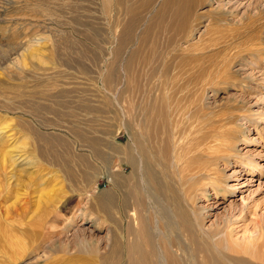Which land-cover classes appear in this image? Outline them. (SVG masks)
Here are the masks:
<instances>
[{"label": "rangeland", "instance_id": "obj_1", "mask_svg": "<svg viewBox=\"0 0 264 264\" xmlns=\"http://www.w3.org/2000/svg\"><path fill=\"white\" fill-rule=\"evenodd\" d=\"M139 2L0 0V128L9 149L34 158V167L16 165L9 186L0 173V198L23 206L7 223L37 234L46 222L55 243L49 250L44 232L25 239L39 240V248L11 252L8 236L16 233L4 228L0 264H100L91 258L107 255L125 235L113 231L118 218L106 221L92 205L109 188L101 175L106 164L111 175L128 174L117 154L126 140L113 51ZM199 6L192 35L180 45L189 50L180 72L185 118L193 123L189 141L199 150L187 157L193 164L183 190L223 264H264V0ZM112 65L117 75L110 78ZM17 193L28 195L14 200ZM199 254L195 261L204 260Z\"/></svg>", "mask_w": 264, "mask_h": 264}, {"label": "bare ground", "instance_id": "obj_2", "mask_svg": "<svg viewBox=\"0 0 264 264\" xmlns=\"http://www.w3.org/2000/svg\"><path fill=\"white\" fill-rule=\"evenodd\" d=\"M201 2L140 0L137 8L128 10L129 18L120 27L113 52L120 57L119 121L126 141L118 148L117 154L128 174L111 175L106 164L101 175L109 188L93 198L92 206L106 221L113 222L111 216L118 218L116 221L119 224L113 222V231L117 235L118 232L125 235L112 243L107 255L98 259L93 256L91 261L95 263L116 260L115 263L120 264H223L219 254L211 249L195 225L189 209V196L184 192L182 183L183 175L191 174L188 168L193 164L187 157L199 150L190 146L189 141L193 123L185 118L187 108L183 101L186 84L180 83L183 81L181 59L183 53L189 50L180 45L192 35L196 21L193 11ZM143 13L145 16H140ZM143 45L145 51L142 50ZM190 60L197 59L192 57ZM108 69L110 78L117 75L113 65ZM133 108L135 118L130 111ZM7 133L5 128H0V173L5 183L13 177L12 171L17 164L34 167L30 162L33 157L9 149ZM94 143L96 141H89L91 146ZM6 186L4 195L11 196L7 189L9 185ZM82 187L84 192L87 184ZM23 195L17 193L14 200H21ZM36 198L40 200L39 196ZM4 199L6 201H2ZM0 200V215L4 223L0 230L8 228L9 233L18 234L8 236L9 250L24 252L31 247L39 248L38 245L33 246L39 240L27 242L25 239L28 236L40 238L38 234L45 232L46 222L42 226L43 233H29L28 230L25 233L19 224L7 223L15 215L12 212L23 209L20 202L10 203L11 199L6 196ZM52 218L47 223H55ZM19 220L24 221L23 217ZM50 236L51 233L46 231L42 239L49 237L50 242L46 246L53 250L55 243ZM199 253L205 261H195L194 257Z\"/></svg>", "mask_w": 264, "mask_h": 264}]
</instances>
